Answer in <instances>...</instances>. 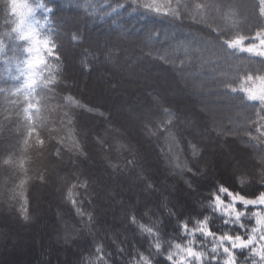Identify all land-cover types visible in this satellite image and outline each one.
<instances>
[{"label": "clouds", "instance_id": "obj_1", "mask_svg": "<svg viewBox=\"0 0 264 264\" xmlns=\"http://www.w3.org/2000/svg\"><path fill=\"white\" fill-rule=\"evenodd\" d=\"M78 7L111 32L84 50L92 57L80 62L84 71L94 63L132 76L147 65L152 75L117 120L71 92L54 106L55 88L67 83L55 0H0V129L11 125L17 134L0 153V211L32 224L39 214L30 194L50 195L52 241L68 264H264V207L247 210L264 205V191L249 199L216 181L208 199L193 201L196 214L184 213L176 196L181 185L196 193L194 181L214 170L210 145L231 152L232 142L254 165L253 173L233 157L236 183L264 185V0H84ZM131 17L145 23H122ZM69 35L83 43L79 32ZM77 109L108 121L91 133L95 158ZM142 198L155 202L141 209ZM108 214L119 227L103 223ZM217 217L228 229L214 230ZM67 249L76 253L71 261Z\"/></svg>", "mask_w": 264, "mask_h": 264}, {"label": "trees", "instance_id": "obj_2", "mask_svg": "<svg viewBox=\"0 0 264 264\" xmlns=\"http://www.w3.org/2000/svg\"><path fill=\"white\" fill-rule=\"evenodd\" d=\"M57 4V11L54 14L57 17V20L60 24V27L62 29V35L60 37L62 47L60 49L62 56L64 58L65 62V70L63 73V79L67 82L64 84L59 85L55 88V92L53 94L54 98L52 99L51 103L54 106L57 105H63L66 103V101L63 100V95L67 94L68 92H71L72 95L77 99L83 101L85 104L93 107V108H100L105 111L111 110L105 106L103 103L98 102L91 96L90 93H87L86 90L82 89V79L84 77L87 78V83L93 82V78L98 75L102 74L103 78L101 81L102 83L107 85L110 89H112L113 84H117V87L115 89L120 90L121 84L118 81V78H121V73L123 71L117 72L112 70H105L102 66L96 65L93 63L92 70L90 72L84 71L83 67L81 66V61L85 63H91L92 57L86 53L84 50L89 49L90 51L95 50L99 48L100 43L103 40L109 39L111 36V32L109 31V27L107 24H100V23H93L92 19L85 14L78 5L84 0H63V3H61V0H55ZM123 24L126 26H131L133 24L136 25V27H139L140 24L145 23L144 21H140L137 17H131L127 18L122 21ZM147 23L152 24H160L161 21L150 18ZM73 31H77L80 34L83 35L84 40L83 43L80 44H74L70 39V33ZM146 65L143 66V69ZM110 71L111 75H106L105 72ZM122 82H124L121 79ZM87 89V88H86ZM113 90V89H112ZM182 102V101H178ZM57 111H60L59 107H57ZM77 120L79 128L82 130H88L89 131V137H88V151L92 154L93 158L96 157V145L91 140V133L99 131L101 129H104L108 121L98 113H92L84 109H77ZM99 119L103 122L102 126H99V128H95L92 130L87 124L86 119ZM113 120L114 116L112 115ZM0 121H3V117H0ZM7 124V122H4ZM11 125H8L7 127H4L0 129V153H2L5 149L3 145L5 143L14 142L17 138V134L10 131ZM235 144V143H234ZM215 145H210V148L214 147ZM149 155L151 156V153L154 155V151L152 149L147 150ZM210 156H213V153H209ZM155 175H160V169L159 166L155 168ZM234 170V171H238ZM250 171H253L254 173V165L251 161V165L249 168ZM95 174H100L101 167L96 168L95 171H93ZM224 172V171H223ZM222 172V174H224ZM221 174V171L213 173L211 170L208 173L207 179H201V180H195L194 182L197 184V192L192 193L187 191L182 185L177 190L176 196L178 199V202L183 205V212L184 213H191L196 214V207L194 206L193 201L198 199H208V196H205L206 191H210L212 188L215 187V182L219 181L220 183H223L226 187H228L233 192H239L241 195L245 196L249 199H255L259 194L264 191V185L257 184L255 181L252 183H247L243 187L238 185L235 180L234 172L231 177H226ZM226 175V174H225ZM3 177L0 176V182H2ZM120 183L123 185H128L129 181L127 177H120L119 178ZM35 193L30 194V201H31V210L34 212V204H35ZM186 193V194H183ZM225 199H228L227 196L224 197ZM154 200H146L145 198H142V202L140 205V208L143 209L145 207L146 203H154ZM238 208L243 209V204H237ZM264 205H249L248 211L251 212L254 210V208H262ZM12 213L15 215V217L18 219L19 222L23 223L17 213L15 211H12ZM70 217V222L68 224V228L71 229L72 222H75L74 218L71 217L70 212L67 214ZM2 217V211H0V218ZM222 218L217 217L215 223L219 224V228H215L214 230L217 231H223L228 229L227 225H223L221 223ZM103 223L105 225L113 226V227H119V224H116L113 219H109L108 216L103 217ZM246 223H251V221H246ZM24 224V223H23ZM29 225V224H28ZM167 227L169 229H172L171 221L168 222ZM231 231H241L239 228L233 227ZM243 234V233H242ZM247 238V237H245ZM136 243L143 246V241L137 240ZM82 247L85 246V244L81 245ZM108 246L111 247V242H108ZM129 248L131 247V240L128 242ZM73 257L76 255L75 252H72ZM59 264V262H58Z\"/></svg>", "mask_w": 264, "mask_h": 264}, {"label": "rangeland", "instance_id": "obj_3", "mask_svg": "<svg viewBox=\"0 0 264 264\" xmlns=\"http://www.w3.org/2000/svg\"><path fill=\"white\" fill-rule=\"evenodd\" d=\"M120 75L121 78H118L121 84L120 90L115 88L112 90L103 84L101 81L102 74L96 75L93 82L87 83V86V78L82 79V89L90 93L95 100L107 106L115 120L118 118V110L125 104H131L136 93L143 92L144 77L151 76L152 73L146 65L143 71H135L132 76H128L124 72ZM156 86L162 89L167 87L165 83L160 81L157 82ZM85 121L92 130L103 125V122L96 118H88ZM212 148L216 149L211 152L213 153L211 157L215 160L213 173L216 174L220 170L221 174L224 171L223 176L231 177L234 172L233 157L240 160L244 168H250L251 161L247 159L245 153L236 147L234 142H232L231 152H224L216 146ZM151 156H153L152 153ZM158 166V163L153 165L154 168ZM96 168H100V166L97 165L92 171H95ZM54 206L55 200L50 195L35 193L34 213L39 215L37 221L29 225L19 222L12 212L2 211L0 218V264H51L46 259L47 257H51V261L59 262V264H68V261L62 259V253L65 250L57 247L52 241L53 233L57 228L53 215ZM106 216L112 220L111 214ZM66 251L69 261H71L73 251L71 249Z\"/></svg>", "mask_w": 264, "mask_h": 264}]
</instances>
